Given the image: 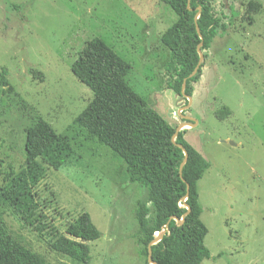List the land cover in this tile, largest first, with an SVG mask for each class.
I'll return each instance as SVG.
<instances>
[{
  "label": "rangeland",
  "instance_id": "rangeland-1",
  "mask_svg": "<svg viewBox=\"0 0 264 264\" xmlns=\"http://www.w3.org/2000/svg\"><path fill=\"white\" fill-rule=\"evenodd\" d=\"M212 3L223 27L190 99L167 84L161 37L178 16L161 0H0V79L6 68L13 87L0 84V217L15 239L51 264H84L54 251L2 197L42 117L73 148L59 169L44 163L36 187L50 223L65 232L88 212L102 236L87 264H145L135 209L147 189L76 123L94 94L72 66L99 37L131 65L127 81L152 108L176 128L183 115L194 123L185 137L211 164L197 183L211 252L202 264H264V0Z\"/></svg>",
  "mask_w": 264,
  "mask_h": 264
},
{
  "label": "trees",
  "instance_id": "trees-1",
  "mask_svg": "<svg viewBox=\"0 0 264 264\" xmlns=\"http://www.w3.org/2000/svg\"><path fill=\"white\" fill-rule=\"evenodd\" d=\"M161 1L178 16L161 37L171 52L165 67L167 84L179 96L193 97V83L201 79L205 65L203 61L198 72L190 77L200 60L198 45L202 43L201 49L207 58L205 51L223 27L221 19L213 11L212 0ZM72 71L94 94L77 116L76 123L126 162L131 183L147 189L146 198L138 200L135 209L139 224L135 237L143 246L145 264H151L149 244L162 232V239L152 245V258L157 264H202L211 257V252L205 244L209 229L201 218L203 208L197 183L210 162L187 141L186 130L180 131L173 140L176 127L134 90L127 81L131 65L101 38L87 42ZM7 74L8 70L3 68L0 84L6 92H11L13 87ZM185 78L188 80L183 91ZM180 144L188 152L182 175L180 167L185 154ZM25 151V165L1 189L2 197L41 238H47L54 251L74 261L89 263V243L102 236L90 213L82 212L67 225L65 232H60L43 211L36 190L46 174L44 163L59 169L71 158L70 142L39 117L27 129ZM186 205L190 211L180 223L177 219L181 220L188 211ZM0 264L51 263L15 239L0 217Z\"/></svg>",
  "mask_w": 264,
  "mask_h": 264
},
{
  "label": "water",
  "instance_id": "water-1",
  "mask_svg": "<svg viewBox=\"0 0 264 264\" xmlns=\"http://www.w3.org/2000/svg\"><path fill=\"white\" fill-rule=\"evenodd\" d=\"M189 2H190V0H189ZM197 19H198V16H196V20H197ZM198 31H199V28H198ZM200 35H201V34H200ZM201 38H202V35H201ZM201 46H202V43H201L200 45H198V51H199V54H200V60H199V62H198V64H197V66L195 67L194 71L191 73L190 77H193V76L198 72L199 68L201 67V65H202V63H203V61H204V58H205V57H204V53L202 52ZM187 80H188V79L185 78L184 81H183V86H182V90H183V91L185 90V88H186V86H187ZM184 97H188V98L192 99V96L185 95ZM182 117H183L184 120H186V122H184L183 125H184V124L192 125V126L194 125V123H192V122L190 121V120H192V119H191L189 116L183 115ZM183 125H181V126H179V127L176 128V133H175V135H174V137H173V140H174V141H175V139H176L178 133H179V132L182 130V128L184 127ZM180 147L183 149L184 154H185V159H184V161L182 162L181 167H180V173H181V175H182V172H183V166H184V164L186 163V161L188 160V152H187V150L185 149V147H184L183 145L180 144ZM186 207H187L188 211L184 214L183 218H182L181 220H178V219H177V221H179L180 223H183V222H184L186 215H187V214L189 213V211H190L189 206L186 205ZM163 233H164V232H162V233H158L157 236H156V238H155V239L149 244V246H148V250H149L148 260H149V262H150L151 264H157V263L153 260V258H152V245L155 244V243H157V242H159V241L162 239Z\"/></svg>",
  "mask_w": 264,
  "mask_h": 264
},
{
  "label": "crops",
  "instance_id": "crops-1",
  "mask_svg": "<svg viewBox=\"0 0 264 264\" xmlns=\"http://www.w3.org/2000/svg\"><path fill=\"white\" fill-rule=\"evenodd\" d=\"M192 98H193V97H192ZM181 125H183V123L179 124V126H181ZM179 126H178V127H179ZM193 126H194V125H193ZM184 128H186V127H184ZM184 128H182V130H186V131L189 130V129H184ZM187 128H188V127H187ZM189 128H190V127H189ZM182 130H181V131H182Z\"/></svg>",
  "mask_w": 264,
  "mask_h": 264
},
{
  "label": "bare ground",
  "instance_id": "bare-ground-1",
  "mask_svg": "<svg viewBox=\"0 0 264 264\" xmlns=\"http://www.w3.org/2000/svg\"><path fill=\"white\" fill-rule=\"evenodd\" d=\"M184 126H185V127H188L189 125H187V124H184Z\"/></svg>",
  "mask_w": 264,
  "mask_h": 264
},
{
  "label": "built area",
  "instance_id": "built-area-1",
  "mask_svg": "<svg viewBox=\"0 0 264 264\" xmlns=\"http://www.w3.org/2000/svg\"><path fill=\"white\" fill-rule=\"evenodd\" d=\"M180 205H183L182 203Z\"/></svg>",
  "mask_w": 264,
  "mask_h": 264
}]
</instances>
